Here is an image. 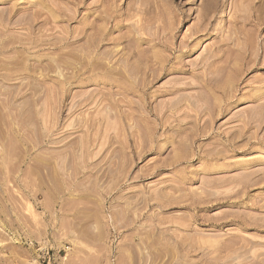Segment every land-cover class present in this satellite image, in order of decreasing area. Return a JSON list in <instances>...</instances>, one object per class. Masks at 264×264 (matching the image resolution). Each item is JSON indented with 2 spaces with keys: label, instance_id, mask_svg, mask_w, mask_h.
<instances>
[{
  "label": "rangeland",
  "instance_id": "obj_1",
  "mask_svg": "<svg viewBox=\"0 0 264 264\" xmlns=\"http://www.w3.org/2000/svg\"><path fill=\"white\" fill-rule=\"evenodd\" d=\"M0 264H264V0H0Z\"/></svg>",
  "mask_w": 264,
  "mask_h": 264
},
{
  "label": "bare ground",
  "instance_id": "obj_2",
  "mask_svg": "<svg viewBox=\"0 0 264 264\" xmlns=\"http://www.w3.org/2000/svg\"><path fill=\"white\" fill-rule=\"evenodd\" d=\"M183 43V42H182Z\"/></svg>",
  "mask_w": 264,
  "mask_h": 264
}]
</instances>
